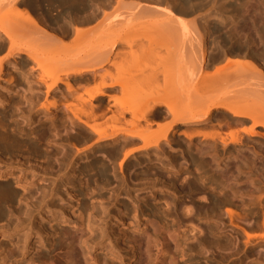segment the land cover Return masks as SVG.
I'll use <instances>...</instances> for the list:
<instances>
[{"label":"bare ground","instance_id":"1","mask_svg":"<svg viewBox=\"0 0 264 264\" xmlns=\"http://www.w3.org/2000/svg\"><path fill=\"white\" fill-rule=\"evenodd\" d=\"M200 9L198 0H0V52L7 51L4 57H0V77L8 72L6 81L10 82L9 89L0 87V150L7 153L25 151L31 157H45L46 163L53 155H58L55 177H44L47 176L45 170L39 173L31 166L25 168L33 171L30 176L25 171L16 173L15 167L0 161V178H12L13 183L23 190L19 193L6 180L0 181V234L10 236L29 226L7 254V243H0V264H108L105 258L120 256L113 245L104 247L106 253L98 257L103 259H91L97 257L89 254V249L101 245L107 236L102 228L107 214L99 218L101 225L97 224L95 205L86 199L93 190L91 182H99L102 187L113 179L117 182L116 189L129 195L132 190L154 188L155 179H162L163 170L166 175L175 174L189 163L198 167L200 172H209L205 176L208 186L214 183L216 187L213 189L225 195L227 200L222 201L226 205L224 212L229 224L245 236L244 244L250 238L261 237L251 230L258 226L257 218L264 226V192L254 196L256 206L250 210L253 219L243 220L233 206L248 211L249 200L238 194L235 203L233 197L243 189L250 192L255 184L247 173L246 185L236 181L233 184L235 189L229 186V150L235 151L234 158L245 156V168H252L262 182L264 164L259 167V164H253L254 160L247 159L246 153L236 146L241 143V137L234 133L229 138L220 131V128L229 126L230 113L237 120L246 118L252 122L248 129H242L245 135L264 137V131L253 128L261 126L264 129V119L255 116L245 105H229V91L221 85L228 77L226 69L230 59L246 63L255 77H246L240 101L249 103L257 111L263 110L264 71L259 62L264 60V45L255 48L254 39H244L240 33L243 24L257 19L240 13L257 12L261 3L259 0H241L238 6L229 7L228 20L187 19L196 16ZM221 13L216 16H224ZM259 20L264 22V16ZM133 36L145 37L149 41L157 39L165 48V54L159 56L164 62L163 85L156 81L151 88L148 86L151 83L146 80L134 84L127 81V77L125 80L101 81L89 94V110L69 102L73 84L107 75V69L102 74L98 69L110 62L111 55L118 49L130 47ZM261 37L264 41V35ZM19 40L24 42L19 43ZM53 51H58L62 67L44 68L42 62ZM223 59L227 63L219 65ZM26 65H29L27 69ZM208 67L214 68L211 73L205 71ZM37 70L39 72L35 75ZM236 74L244 76V71L238 70ZM18 75L25 80L26 91L30 93L22 106L25 110H21L25 124L30 126L33 122L32 114L40 95L51 96V101L38 106L41 115L37 127L30 126L27 131L16 120L13 125L7 120L14 109L20 107L14 96L20 90L14 85ZM116 86L122 96L109 98L108 91L117 89ZM11 108L13 111L9 112ZM107 112L110 113L106 118L110 124L102 126L100 119ZM165 118L169 122L162 132L155 136L149 133L148 127L152 123ZM207 126L218 127V130L203 131ZM61 129L63 134H59ZM35 130V136H31ZM39 139L46 140V149L40 146ZM53 140L59 141L62 151L50 149L49 143L57 144ZM76 143L84 146L78 147ZM184 151L189 158H184ZM177 154L183 159L175 164ZM39 176L54 182L40 184L39 196H34L30 188L37 185ZM201 182L206 185L205 180ZM64 184L70 187V191L65 189L68 202L60 205L58 210L61 212L56 216L52 211L56 204L52 200L61 193ZM189 187L195 185L192 183ZM78 189L81 190L75 192ZM154 193L153 189L151 194ZM73 199L76 203H72ZM64 205H69L68 209ZM220 205L214 201L211 210L204 211L206 218L211 211L221 217ZM189 209L183 207V214L187 217ZM44 211H52L48 223L59 221L55 227L49 225V248L35 258L21 259L27 253L35 217ZM68 211L77 212L75 220L70 218ZM132 212L135 226L123 229L119 237L127 247L128 258H134L132 264H179L176 258L191 255L188 251L201 253L211 245L226 248L228 243L229 253H241L233 243V240H239L241 233H229V239L223 238L216 234V221L206 227L203 237L197 235L200 231L192 222L186 223L185 230L194 233L185 234L178 240L177 234L182 227L178 220L173 224L168 221L169 213L160 202L154 201V205L149 206L144 196H140ZM60 223L64 225L59 226ZM97 229H101L99 237L92 236ZM158 237L162 240L161 246L156 245ZM191 238L195 243L185 249L182 240ZM37 241L40 246L45 244L40 234ZM163 246L167 248L166 252ZM243 255L249 254L245 251ZM253 258H264V247H259Z\"/></svg>","mask_w":264,"mask_h":264},{"label":"rangeland","instance_id":"2","mask_svg":"<svg viewBox=\"0 0 264 264\" xmlns=\"http://www.w3.org/2000/svg\"><path fill=\"white\" fill-rule=\"evenodd\" d=\"M240 2L241 0H198V3L201 5V9L199 10L198 14H196V16H188L187 19H195L199 21L201 19L219 20L225 18L228 20L230 14L229 7L238 6ZM259 2L261 3V9L259 11L253 12L250 10L244 13H240V15L244 17L255 16L257 18L255 21H249L245 25L243 24L242 30L240 32L241 35L244 36V39L245 37H250L252 38V40L254 39L253 44H256L255 48H261L264 45V41L261 37L264 35V33H261L264 31V22L259 20L261 17L264 16V0H259ZM219 12H222L221 14H224V16H216L217 14H219ZM206 13H208L209 15L203 17L202 15ZM241 20L242 19L239 18L240 23L242 22ZM146 39L147 38L145 37L133 36L130 40V47H126V49H118L117 52L113 53L111 55L110 62L98 69L100 74H102L106 69L108 70V74L104 77H97L94 80L75 82L73 84V95L72 97H70L69 102L89 110V94L101 81L112 82L115 80H125V78L127 77L129 80L127 78L126 80L129 82L131 81L134 84L138 81L143 82L146 80L148 83H151L150 85H148L151 86V88L155 86L156 81L158 85H163L165 81V76L163 72L164 62L163 60H160L159 56L165 54V48L160 45L159 40L155 38V41L153 40L154 42L149 41L150 39ZM19 41V43L24 42L23 40ZM148 44L150 47L147 46ZM57 52L58 51H53L46 57V60L42 62L44 64V68L51 67L52 69L54 67H57L58 69L62 67V65L59 64L60 56L59 54H57ZM6 54L7 51L3 50L0 52V57H4ZM232 60L233 59L229 60L226 69L228 77L221 83L223 88H226L229 91V105L233 107H242L245 105L247 109L249 108L250 112H252L255 116H259L260 118L264 119V108L260 112L259 110L257 111L255 109H252L249 106V103L245 104V102L240 101V92L245 88L247 83L246 77H255L252 73V68L244 62L237 63ZM226 63V59H223L219 65H224ZM259 63L263 67L264 71V60H260ZM29 65H26L25 69H27ZM213 69L214 68L212 67H208L205 71L207 73H211ZM238 70L244 71V76H237L236 72ZM37 72H39V70L35 71L34 74L36 75ZM8 74V72H4V76L0 77V87H6L7 89L10 88V82L6 81L9 76ZM251 81L254 80L252 79ZM16 83L17 84L14 85L17 86L20 90L19 93H16L14 96L17 100H19L17 104L18 107L20 106L21 108L19 107L16 110L14 109V111L13 108L9 109V112H11V110L13 111V115L8 116L7 120L10 125H13V120H16L19 125L24 126V130L27 131L30 126L37 127V120L41 115V111L38 109V106L42 102H48V100L51 101V96H44L43 94L40 95L37 102L35 103L34 109L36 110L32 114L33 122L29 126L28 124H25L26 119L22 116L23 113L21 112V110H25L24 108H22V106L26 104V99L30 93L26 91L27 84L20 75L17 76ZM116 88L117 89L109 91L107 90L110 95L109 98H120L122 96V93L118 90L117 86ZM92 101L94 102V100ZM61 108L63 109V106H61ZM1 109L2 108L0 107V110ZM109 114L110 113L107 112L105 114V117L100 119L102 126H108L110 124V122H108L106 119ZM168 122L169 119L165 118L159 121L158 123H152L148 127L149 133H152L153 136L159 134L160 132H162L163 127ZM251 123L252 122L246 118L237 120V118L232 117L229 113V126L220 128V131H222L224 135L229 136V138L231 136H234V133L241 137V143L236 144V146L238 148H241L243 153H246L247 159L254 160L253 164H259L258 166L262 167L264 164V137L260 136L259 134H253L250 136L247 134L245 135V133L242 131V129H248L249 126H251ZM253 128L256 129L255 131L258 132L261 130L264 131L261 126H254ZM216 130H218V127L207 126L203 129V131L205 132H212ZM33 134L34 135L31 136H35L36 130ZM59 134H63L62 129L59 131ZM51 138L54 137L51 136ZM53 141H55L57 144H55L54 142H52L51 144L49 143L48 145H51L50 149L58 148L60 151H62V145L58 144L59 141ZM39 144L43 149H46V140L39 139ZM75 145H77L78 147L84 146L83 143H76ZM177 151L179 153V150ZM183 153L184 158H189V155L186 151H184ZM234 153L235 151L229 150V186H231L232 189H235V185L233 184L236 181H238V184L240 185H246L247 182H244L246 178L245 175L248 176V174L252 176L251 179L254 181L255 184V186H253L250 192L243 189L241 190V192H237L233 197V201L235 203H237V199H235V197H237L238 194L244 195V198L249 200L246 206L248 211H244L238 206H233L240 213V216L243 217V220L249 221L253 219L250 210L255 208L256 206V204L254 203L256 197L255 195H259L261 192H264V182L260 181L261 179L257 175H255V173L252 171V168H249L248 170L247 168H245V156L243 157L242 155L239 156V158H234ZM28 157H31V154L20 150L11 151L8 153L2 151L0 152V161L6 164H10L12 168L15 167L14 169L16 170V173L25 171V173L30 176L33 171H30V169L25 168L31 166L36 170H39V173H42L45 170V172H47V176L44 175V177L57 176L58 155H53L50 162L47 163L45 161V157ZM182 159L183 157H181V154H177L175 164L180 162ZM19 168H21V170H18ZM200 171L201 170H199L198 167L195 168V166L190 163L186 165L184 169L182 168V170L175 174L169 173V175H166L167 173L163 170L161 172L162 179H155L156 185L154 186V188L147 187L142 191L132 190L129 195H127L122 190L116 189L117 182L113 179H110V182L108 184L102 185V187H99L101 183H96L95 181H92L91 187H93V190L91 196H87L86 199L89 204L94 203L95 205L94 210L97 214V224L101 225L99 218L104 217L107 214L104 217L106 220L105 224L102 223V228H105L107 236L103 238L104 240L101 245L95 247L93 246L89 249L90 256L97 257L91 259H103L98 257H101L106 253L104 247L113 245V247L119 250L120 256H108L107 258H105L108 261V264H132L134 258H128L129 254L126 253L127 247H125V244L123 243V241L120 240L119 237L121 236V234H123V229H127L128 227H131L133 225L135 226V219L132 216V208L136 204L137 198L140 196H144V200L149 206H153L154 201H156V203L160 202L161 204H163V209H165L167 213H169L168 221L170 223L173 224L176 220L179 221L182 228L180 229L181 231L179 232V234H177L178 240H181L183 238V235L185 234L187 236H190L194 233V231L188 233L187 228V230H185V227H188V225L185 224L189 222H192L193 226H195L200 231L197 233V235H201V237L206 235V227L211 225L213 221H216V234H219L223 238L229 239V233L234 234L237 231L241 233L238 241L233 240V243H235L237 249L241 250V253H229V243L227 244L226 248H224V246L211 245L208 248H205V251H202L201 253H194L188 251V253H191V255L186 254L182 258H176L179 264H264V258H253L257 255V249H259V247H264V226L260 224V218H255L258 222V226L252 229L251 231L259 234L261 237L250 238L248 239V243L244 244L243 241L246 240L245 236L240 230L234 228L229 224V219L226 216V213L224 212V208L226 205L225 203H222V201L227 200V198L223 193L217 192V189H213L214 187H216L214 183L211 184V187L208 186L209 183L207 182V179H205V176H207L209 172ZM48 179H43L41 176L37 177V185L30 188L34 196H39L40 190L38 189V186L40 184L47 185L48 182H54V180ZM5 180L9 182L13 187H15L19 193L23 192L21 187H18L16 184L13 183L12 178H0L1 182H4ZM202 180H205L206 185L201 182ZM163 183H165V185ZM192 183L195 185V187L190 188L189 185ZM82 187H86V184ZM66 188L68 189V191H70V187L64 184L60 188L61 193L59 195H56L52 200L53 204H56V206H54L52 210L54 211V215L56 216L59 215V213L61 212V210H58L60 208V205L66 204L68 202V194L65 193ZM153 189L155 191L154 195L151 194ZM79 190L81 189H78L75 192H79ZM60 196L61 199L59 198ZM79 198H81L80 195ZM214 201H218L221 204L218 210L219 212H221L222 216H215L213 211H211L209 213V217L206 218L207 215L204 214V211L206 209L210 211ZM165 202L169 203V205H165ZM72 203H76L74 199L72 200ZM64 206L68 209L69 205ZM183 207L190 208L189 217L183 214ZM52 211H44L43 213L36 215L35 221L33 223V232L30 235V243L29 246L26 248L27 253L24 255L23 258H21V256H17V258H35L41 252L49 248V225L55 227L56 224L59 223V221H51L50 223H48V220L51 218L50 213ZM67 213L69 214L72 220L76 219V211L74 213L68 211ZM210 214L213 219H211ZM41 217H43L42 221ZM122 222H125V225H122ZM63 225L64 224L62 223L59 224V226ZM28 227L29 226H27L21 231L15 232V234H12L10 236H7V234L3 236L4 233L0 234V243H7L5 254L8 253V249L13 248L14 244H16L18 236L27 231ZM101 229H97L96 231H94L92 236L96 235V237H99ZM182 229H184V231ZM38 231L41 232L39 233ZM39 234L41 235V238L45 243L43 246H40L39 242L37 241ZM157 239L158 241L156 245L161 246L160 244L162 243V240L160 239V237H158ZM52 243L54 244V241ZM194 243V238L182 240V244L185 249L188 248V246L193 245ZM30 246L32 247L30 248ZM163 247L164 251L166 252L167 248H165V246ZM154 250L155 249H152V252H154ZM245 251H247V253L249 254L248 256L243 255V252ZM255 260H257L258 262L255 263ZM12 261H15L16 263V260Z\"/></svg>","mask_w":264,"mask_h":264}]
</instances>
